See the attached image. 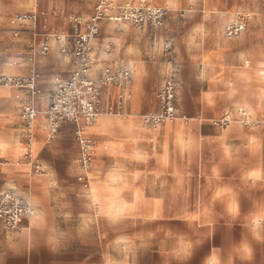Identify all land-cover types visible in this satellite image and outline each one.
<instances>
[{
  "label": "crops",
  "instance_id": "1",
  "mask_svg": "<svg viewBox=\"0 0 264 264\" xmlns=\"http://www.w3.org/2000/svg\"><path fill=\"white\" fill-rule=\"evenodd\" d=\"M148 2L172 17L180 10L195 12L197 27L188 28L179 40L157 42L163 48L181 42V66L194 70L174 72L163 60L169 51L162 49L153 50L155 60L144 66L131 50L132 97L120 112L127 116L102 115L83 127L86 136L102 145L95 155L92 150L87 171L78 163V151L65 150L74 125L65 122L57 132L50 130L45 109L52 81H39L41 94L34 98L37 114L30 127L22 116L28 91L0 88V190L15 185L36 206L35 215L20 229L7 231L0 225V264H91V244L98 252L96 264H125L134 261L133 248L158 242L167 247V261L159 264H204L213 251L219 252L223 264H264V240L254 237L250 220L264 206V33L260 37L255 31L257 48L247 50L250 36L228 39L221 31L240 13L252 19L260 5L257 0ZM10 4L0 0V58L27 42L4 31ZM260 20L253 18V23ZM207 27L214 32L206 33ZM28 66L0 62V73L26 74ZM168 79L174 81V90H193L178 97V104L189 108L173 122L151 129L140 120L141 106L154 105L156 91ZM120 91L126 87H105L104 102ZM239 108L257 123L232 119L221 129L215 124L226 112L235 116ZM84 172L86 187L76 178ZM84 197L94 205L93 220L83 211L74 214L73 199ZM257 231L264 234V221ZM180 238L194 245L187 262L166 255ZM245 242L251 249L249 259L235 251ZM112 249L119 256H111Z\"/></svg>",
  "mask_w": 264,
  "mask_h": 264
},
{
  "label": "rangeland",
  "instance_id": "2",
  "mask_svg": "<svg viewBox=\"0 0 264 264\" xmlns=\"http://www.w3.org/2000/svg\"><path fill=\"white\" fill-rule=\"evenodd\" d=\"M10 4L5 10L7 11L8 25L4 27L12 37L26 38L25 46L16 50H8L5 57L0 58V62L12 63L17 60L18 53L22 52L23 56L28 57L34 55L33 65L40 75V80H50L54 82L58 80L67 79L71 71L78 65V60L75 56L70 54L65 56L62 52L64 46L57 39V35L61 38L68 39L66 41V48L70 51L74 41L78 38L79 33H84L88 24L94 23L97 32L91 39L92 45V64L90 65V74L96 77H103L105 69L111 72H116L122 68H127L132 75L129 60L131 59V50H135V56L143 61L144 66H149L155 60L151 52L153 50L169 51L165 54L163 60L173 67L174 72L180 73L182 71L193 72V67L181 66L183 61V54L181 50L183 46L181 42L174 41L169 43L168 48L157 46V42L161 39L167 40L172 38L179 40L180 36L190 27L196 26L198 20L195 19V12L188 10H180L175 16H169L166 13L159 25L138 24L135 23L131 17V12L139 8V3L136 0H11ZM104 5L100 7L101 2ZM201 1V0H200ZM260 9L254 12L252 19H247L243 15H238V18L244 17L247 21L245 29L237 35L229 37L227 35L228 29L233 24V21H227L222 25L221 31L228 39H233L238 35H248L249 43L247 50L257 48V43L253 39L256 32L258 36L263 37L264 33V0H257ZM239 2V1H238ZM201 4V2H200ZM220 14V13H216ZM26 15L25 18L19 19V16ZM35 15V18H33ZM98 17L96 20L94 18ZM121 17V19H116ZM253 18H260L259 24H254ZM188 21V22H187ZM254 22V23H253ZM254 24V26H252ZM256 31V32H255ZM206 33L214 32L212 27H207ZM236 39V38H235ZM46 40L49 45V50L42 54L39 48V42ZM29 45V46H28ZM166 49V50H165ZM23 63V62H21ZM30 64V62L24 61ZM97 64H102L101 68H97ZM99 69V70H98ZM171 78L174 80L173 76ZM132 81V80H131ZM174 82V81H173ZM163 88V85L156 91L155 104H142V115L150 112H155L159 109L158 95ZM43 91V89H42ZM174 95V115L180 116L188 110V106H181L178 104V97L189 96L193 94V90L186 88L182 90L175 89ZM52 90L49 91L51 97ZM124 112V111H122ZM237 113V112H236ZM223 116V115H222ZM221 116V117H222ZM220 117V118H221ZM236 120L241 121L237 114ZM262 121L263 119H257ZM215 124L221 129L220 120L215 121ZM243 124V123H242ZM249 125V124H245ZM95 142L94 137H90ZM64 146L66 151H78V142L75 137L74 130L65 138ZM75 179V178H74ZM129 200L130 196H126ZM74 214L79 215L81 211L90 214L91 220L94 214L92 203L84 197L83 199H73L72 201ZM209 204V203H206ZM76 215V216H77ZM125 244L120 245L122 256L129 257L128 250L125 249ZM137 246V245H136ZM135 246V247H136ZM138 247V246H137ZM166 245L162 242L151 245L149 248H133L130 251L134 261H126L125 264H159L160 261H167L163 258L166 252ZM120 251V250H118ZM112 249L109 251L111 256H119ZM91 264L97 263L98 252L91 244L90 248Z\"/></svg>",
  "mask_w": 264,
  "mask_h": 264
},
{
  "label": "built area",
  "instance_id": "3",
  "mask_svg": "<svg viewBox=\"0 0 264 264\" xmlns=\"http://www.w3.org/2000/svg\"><path fill=\"white\" fill-rule=\"evenodd\" d=\"M139 8L131 12V17L135 23L159 25L162 22L167 10L160 7H151L145 0H136ZM104 5L102 1L100 7ZM26 15L19 16V19L25 18ZM35 18V15H33ZM98 17L94 18L96 20ZM121 19V17H116ZM247 21L244 17H236L233 24L228 29L229 37L237 35L245 29ZM97 32L94 23L88 24L84 33H79L78 38L74 41L72 48L67 50L65 44L68 39H57L64 46L61 48L65 56L72 54L78 60V65L71 71L70 76L65 80H56L52 95L49 98L45 109V115L48 118L49 127L52 133L58 131L65 122L74 125V133L78 142V163L80 167L87 171L92 163V148L94 142L90 137L83 133V127L91 125L97 116L102 112L120 113L122 106L125 104L128 96L126 91H120L116 97L104 102L103 94L105 87L109 85L118 86L124 89L132 80L131 72L127 68H122L116 72L105 69L103 77H96L90 74V65L92 64V45L91 39ZM40 52L45 54L49 50L47 41L39 42ZM28 71L26 74H3L0 73V87L12 86L24 88L29 94V103L23 107L22 116L27 126L30 127L37 114V107L34 104V98L41 94L39 86L40 75L33 65L34 55L25 57L22 52L18 53L16 61L11 64H19L26 61ZM174 82L172 79L165 81L161 89L159 98V109L156 112H150L142 115L145 125L155 127L158 124L170 119H174ZM236 114L243 124H247V114L243 109L236 110ZM236 120L235 116L224 113L220 119L222 126L227 125L230 120ZM1 163V160H0ZM39 166L35 165V170ZM40 170V169H39ZM83 186H87L86 173L76 177ZM36 213V206L29 198L23 195L15 185H5L0 190V225L7 231L20 229L24 223Z\"/></svg>",
  "mask_w": 264,
  "mask_h": 264
},
{
  "label": "clouds",
  "instance_id": "4",
  "mask_svg": "<svg viewBox=\"0 0 264 264\" xmlns=\"http://www.w3.org/2000/svg\"><path fill=\"white\" fill-rule=\"evenodd\" d=\"M238 205L235 203L232 205V211L235 212ZM251 223L254 225L252 231L256 239L264 240V234L257 231L261 221H264V206H261L258 212L252 214L250 217ZM240 254L241 259H249L251 255V249L245 242L240 245L238 249H235ZM171 259L187 262L194 255V245L184 240L183 238L178 239L177 245L169 252L166 253ZM204 264H223L219 252L213 251L210 256L204 261Z\"/></svg>",
  "mask_w": 264,
  "mask_h": 264
},
{
  "label": "bare ground",
  "instance_id": "5",
  "mask_svg": "<svg viewBox=\"0 0 264 264\" xmlns=\"http://www.w3.org/2000/svg\"><path fill=\"white\" fill-rule=\"evenodd\" d=\"M151 7H158V6H154V5H152L150 2H148V0H145ZM161 8V7H160ZM241 15H243L245 18H249V14H247V13H240ZM166 46V45H165ZM0 88H12V86H3V87H0ZM130 89H131V86H130V84L129 85H127L126 86V94H127V96L128 97H132V94H131V91H130ZM239 109H243V108H239ZM238 109V110H239ZM244 111H245V113L247 114V120H248V122H247V124H249V125H252V124H255V123H257L256 121H254L253 119H252V117H251V115H250V113L246 110V109H243ZM102 115H107V116H116V117H126L127 116V114H123V113H113V112H102V113H100L98 116H97V118H96V121H97V119L99 118V117H101ZM128 116H130V115H128ZM141 117V116H140ZM223 117V116H222ZM178 117L176 116L174 119H172V120H170V119H168V120H166L165 121V123H171V122H173L175 119H177ZM140 120H141V118H140ZM232 122V119L230 120V122L229 123H231ZM240 124H242V122L241 121H238ZM33 124V123H32ZM142 124V123H141ZM159 125V124H158ZM157 125V126H158ZM225 127V126H224ZM149 128H151V129H155L156 128V126H155V128L154 127H149ZM30 130L32 131L33 130V126L30 128ZM104 145H105V149H107L108 148V145L106 144V143H104ZM98 146H102L101 145V141H98L97 139H95V146H94V148H93V155H95V153H96V150H97V147ZM103 148V147H102ZM94 160V159H93ZM92 196H94V195H92ZM91 198V197H90ZM94 206V205H93Z\"/></svg>",
  "mask_w": 264,
  "mask_h": 264
}]
</instances>
